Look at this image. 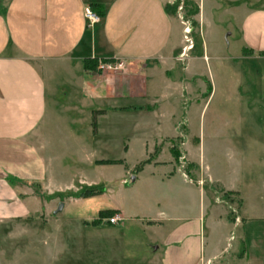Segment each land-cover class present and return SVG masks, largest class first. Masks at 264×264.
Here are the masks:
<instances>
[{
	"label": "crops",
	"instance_id": "0c3cea01",
	"mask_svg": "<svg viewBox=\"0 0 264 264\" xmlns=\"http://www.w3.org/2000/svg\"><path fill=\"white\" fill-rule=\"evenodd\" d=\"M184 2L197 13L190 17L195 49L182 63V25L166 0H0V214L29 212L33 185L47 196H77L118 179V191L129 179L133 188L147 170L154 212L127 211L154 245L142 264H264V170L248 182L241 171L224 172L221 153L244 164L238 134L243 126L239 131L228 119L211 130L207 161L203 122L210 109L217 120L231 115L242 123L243 111L210 107L219 82L243 76L244 62L264 60V0ZM90 3L103 6L92 28L84 16ZM93 58L122 66L85 69L84 60ZM224 97L241 99L239 86L227 88ZM145 123L152 135L142 139L143 159L127 164L104 154L137 142ZM230 128L237 136L225 132ZM67 156L71 163L63 162ZM181 164L196 180H206L205 186L177 174ZM106 166H119V173L114 167L115 177L106 174ZM205 190L226 192L236 201L244 192L257 197L251 205L259 215L248 216L241 207L237 235L230 236L227 203L212 205ZM186 197L198 206L186 205ZM106 210L123 220L119 208Z\"/></svg>",
	"mask_w": 264,
	"mask_h": 264
},
{
	"label": "rangeland",
	"instance_id": "374dc122",
	"mask_svg": "<svg viewBox=\"0 0 264 264\" xmlns=\"http://www.w3.org/2000/svg\"><path fill=\"white\" fill-rule=\"evenodd\" d=\"M185 14H187L186 9ZM227 23L225 20L223 25ZM221 33L224 37V32ZM192 37L194 50L195 28ZM198 41L201 43L199 39ZM226 41L224 38L221 43L224 44ZM241 66L245 67L244 69L247 71L243 76L228 75V84L224 79L223 82L217 84L219 95L215 96L210 108H218L222 111L228 109L243 111L244 113L240 115V119L243 121L237 123V117L231 115L217 120L209 109L203 119L205 156L208 161L211 130L219 122L228 119L231 121V127L241 124L242 132H238V134L242 137L244 145L239 151L242 152L241 158L244 164L240 167L237 157L230 160L226 153H221L218 159L224 172L227 169L230 174L241 171V177L245 182H248L264 170L262 163L264 160V60L260 61L258 65L255 61L250 60ZM218 69L212 70L215 77L218 76L216 73L219 71ZM204 70L207 71L206 68ZM233 72L235 73L234 70ZM238 86L242 93L241 99L237 100L236 97L226 99L224 97L227 88L236 90ZM143 120L147 121L146 118ZM142 127L145 128L138 130L139 140L137 142L132 143L129 147L126 145L127 141L123 142L120 146L116 145L114 148L103 150L104 154L108 158L121 159L127 164L143 159L146 156L147 143L142 139L151 138L152 131L146 123L142 124ZM240 127L239 125V131H241ZM121 129L123 130V127ZM229 131L232 132L231 135L237 136V133H234L237 131L236 129L225 130L226 133ZM127 136L129 137V133ZM165 158L166 155L163 160H166ZM63 162L71 163L72 160L67 156L64 157ZM67 167L73 168V165H67ZM114 167L106 166V174L111 173V176L115 177V174L112 173H119L120 167ZM80 168L87 171L92 169L86 166H80ZM113 168L116 172H113ZM182 171L196 185L197 180L187 170L175 166L177 174ZM90 173L93 174V172ZM148 174L149 171L146 170L142 176L143 179L130 189L128 188L132 183L129 179L128 186L118 191L116 188L121 180L115 179L112 184L101 185L100 193L89 198H81L80 195L47 196L40 185L31 186L35 199L32 198L27 203L29 212L19 214L16 211L10 214H0V264H142L147 254L153 250L154 245L147 244L145 239L149 235L143 232L139 227V221L131 218L127 211L132 213L133 210L144 208L143 212L146 211L149 216H152L156 203L154 193L149 190L144 181ZM204 181L206 182V180ZM108 188L110 189L108 190ZM204 194L205 199L212 205L218 206V204L225 203L223 200L216 201L222 196L219 192L205 190ZM244 195L245 198L243 200L240 198L238 201H236V197L229 196L231 202L225 205L226 212L232 218L229 219L231 228L228 229L227 234L233 237H236L239 222L242 219L241 207L247 210L245 213L248 216L257 217L259 215L258 208L251 205L252 203L257 204V197L248 196L245 192ZM205 199H203L204 204ZM199 201L202 202V198H199ZM184 202L188 206H198L197 200L193 203L188 197ZM59 203H63V208L56 212ZM111 208H119L123 213V220L115 225L108 224L105 219L98 221L99 211ZM95 221L99 223L94 225ZM231 251V249L228 250L225 256Z\"/></svg>",
	"mask_w": 264,
	"mask_h": 264
},
{
	"label": "built area",
	"instance_id": "2783aa9c",
	"mask_svg": "<svg viewBox=\"0 0 264 264\" xmlns=\"http://www.w3.org/2000/svg\"><path fill=\"white\" fill-rule=\"evenodd\" d=\"M166 2L169 6L174 8L176 18L182 25V47H181V52L177 57V60L183 63L188 59L190 52L194 48V40L192 37L194 28L192 26V21L190 20L191 18H189L185 14L184 0H166ZM84 16L87 21L88 28H92L94 25L100 22V17L95 13H93L89 7L85 8ZM121 66H122L121 63L115 64L114 62L98 61V70L100 71L115 70L117 68L119 69ZM180 168L183 169L182 164ZM181 175L186 181L192 182V179L189 178L183 171L181 172ZM196 184L202 188L205 186V181L203 179H199L196 181ZM215 192H219L222 195L221 197L216 199L217 202H221V200H223V202L225 203L231 202L230 197L228 196V194H226V192H221L219 190ZM105 220L110 225H115L119 222V218L117 216H112L110 218H106Z\"/></svg>",
	"mask_w": 264,
	"mask_h": 264
},
{
	"label": "trees",
	"instance_id": "16d2710c",
	"mask_svg": "<svg viewBox=\"0 0 264 264\" xmlns=\"http://www.w3.org/2000/svg\"><path fill=\"white\" fill-rule=\"evenodd\" d=\"M90 10L95 13L96 15H98L100 18L103 16V6L100 4H96V3H90L89 6ZM185 9H186V15L190 18L191 16L195 15L197 13V10L194 7H191L189 5L186 4L185 2ZM192 21V20H191ZM192 26L195 27V22L192 21ZM97 59L93 58V59H86L84 60V67L85 69H94L97 67ZM174 152V149H173ZM176 152V151H175ZM174 152L175 155V159H177V154ZM148 162V160L141 162L136 168L135 171L139 172L141 171V169L143 168V166ZM107 164H114V163H118V162H106ZM100 191L96 188H92V189H88L85 190L84 193L80 194L81 198H89L92 196H95L97 194H99ZM228 194V193H226ZM115 214L114 210H103L100 211L98 214V221L101 219H106V218H110ZM99 222H94V225L98 224Z\"/></svg>",
	"mask_w": 264,
	"mask_h": 264
},
{
	"label": "water",
	"instance_id": "95a60500",
	"mask_svg": "<svg viewBox=\"0 0 264 264\" xmlns=\"http://www.w3.org/2000/svg\"><path fill=\"white\" fill-rule=\"evenodd\" d=\"M62 208H63V203H59L58 206H57L56 212L61 211Z\"/></svg>",
	"mask_w": 264,
	"mask_h": 264
}]
</instances>
